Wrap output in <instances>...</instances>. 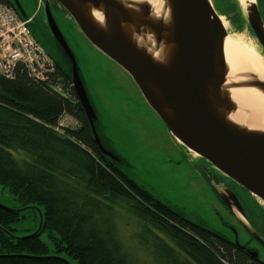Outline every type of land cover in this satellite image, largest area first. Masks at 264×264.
<instances>
[{"label": "trees", "instance_id": "16d2710c", "mask_svg": "<svg viewBox=\"0 0 264 264\" xmlns=\"http://www.w3.org/2000/svg\"><path fill=\"white\" fill-rule=\"evenodd\" d=\"M213 1L231 33L249 26L241 0ZM0 4L16 8L13 0ZM49 53L56 68L48 79L30 76L23 64L11 77L0 74V183L20 203L0 201V264H264L152 194L126 173L124 162L102 153L71 68ZM66 115L75 126L61 123ZM100 127L106 128L99 117L101 135ZM247 210L252 223L264 218L262 212L252 217V206ZM31 218L38 224L23 227Z\"/></svg>", "mask_w": 264, "mask_h": 264}, {"label": "water", "instance_id": "95a60500", "mask_svg": "<svg viewBox=\"0 0 264 264\" xmlns=\"http://www.w3.org/2000/svg\"><path fill=\"white\" fill-rule=\"evenodd\" d=\"M57 2L97 49L131 74L180 147L207 160L264 203V111L247 108L241 94L226 81L264 86V61L247 54L213 55L208 51V35L221 29L226 19L213 0ZM14 3L26 18L19 0ZM47 9L52 17L49 6ZM247 14L264 48V22L257 0ZM52 29L72 62L73 85L96 145L114 161L123 162L98 132L99 116L78 60L55 20ZM218 193L227 206L244 217L246 230L264 246V238L251 223L238 195L230 188H221ZM40 213L42 222L44 215ZM236 242L240 245L237 235ZM248 250L253 258H260L259 250Z\"/></svg>", "mask_w": 264, "mask_h": 264}, {"label": "rangeland", "instance_id": "374dc122", "mask_svg": "<svg viewBox=\"0 0 264 264\" xmlns=\"http://www.w3.org/2000/svg\"><path fill=\"white\" fill-rule=\"evenodd\" d=\"M23 2L30 14L38 8V0H23ZM42 9L46 13L45 7ZM59 16L61 26L73 42V51L81 68L88 94L107 128L100 127L104 143L122 158L126 173L155 196L185 211L192 219L205 222L234 241L237 235L240 245L248 246L251 236L241 224L245 222L244 217L239 221L231 213L225 202L220 199L215 189L218 187L215 182L209 183L203 178L200 170L198 171L183 153L171 137L164 121L146 102L131 74L97 49L78 29L75 30L77 24H73L70 14L67 18L62 14ZM227 24L226 22L225 26ZM247 28L252 29L251 32L254 33L251 25ZM250 35L247 30L244 34H240L241 48L238 54L246 55L244 48L252 47L257 58L262 59L257 43ZM59 56L67 67V58L61 53ZM61 123L75 126L76 120L66 115ZM251 200L254 202L252 217L255 213L264 212V206L259 199L251 197ZM0 201L11 207L20 205L10 188L2 183H0ZM40 212L38 229L41 225ZM37 224L38 222L31 218L22 226L31 228ZM253 224L264 236V218L254 220ZM130 228L138 234H143L140 227ZM42 238L53 247L52 240L48 238L46 232L42 234ZM253 243L260 246V258L264 260V247L256 241Z\"/></svg>", "mask_w": 264, "mask_h": 264}, {"label": "flooded vegetation", "instance_id": "af4514ba", "mask_svg": "<svg viewBox=\"0 0 264 264\" xmlns=\"http://www.w3.org/2000/svg\"><path fill=\"white\" fill-rule=\"evenodd\" d=\"M13 2H15V0H13ZM19 2H20L21 8L24 10V12L26 14V18L29 19V24H30L31 30L35 34L36 38L44 45V47L47 50H49L51 53H53L55 55V57L58 58V60L60 62H62V61H61V58L59 56V53L64 55L67 58V63H68V66L66 67L64 65V67L67 70H69L71 68V72H72V62L69 59L66 52L64 51L61 44L59 43V41L57 40V38L53 32V29H52V22H53V20H55L56 23L58 24V26L61 28V30H62L67 42L69 43L70 47L73 49V42H72L70 36L67 35V33L65 32V30L63 29V27L61 26V24L59 22V20L61 19L59 14H62L63 17L67 18L69 16V13L67 11H65L56 2V0H38V8L33 14L29 13V10L24 5L23 0H19ZM14 4L16 5V3H14ZM257 4H258V8H259L262 20L264 22V1L263 0H257ZM48 6L51 9L52 17H50V15H49V12L47 9ZM16 7L18 10L16 8L15 9L19 12V8L17 5H16ZM43 7H45L46 13L43 12V9H42ZM236 8L237 7L233 8V9H235L234 11L238 12V9H236ZM230 11L231 10H229L228 12L230 13ZM20 15H21V13H20ZM72 21H73V24H76L73 19H72ZM227 22L231 25L230 20H228ZM76 27H75V30L78 29V31L82 33V31L79 29V27L77 25H76ZM245 30H247L251 34L250 37L253 36V40L256 43V40L254 38V33L252 34L251 30L248 28H245L244 30H241L238 33H234V34H244ZM257 47H258L259 51L261 52L262 57H263L262 60L264 61V49L259 47L258 44H257ZM72 80H73V72H72ZM96 110H97V108H96ZM96 112L99 113L98 111H96ZM98 116L100 117L99 114H98ZM180 148L183 151V153L188 157V159H190L193 162V164L195 165V167L197 168L198 171H199V168L201 166H204V167L207 166V167L203 168L202 170H200L199 172L201 173L202 177L205 178L209 183L215 182V185L219 187V188L215 187L217 192L220 191L221 188H231L238 195V198L240 199V201L243 202L244 207L246 208V212L248 213L247 209H249L250 206L254 205V202L251 200V197L258 199L257 197L253 196L250 192H248L246 189H244L240 184H238L237 182H235L234 180H232L231 178H229L228 176L223 174L221 171H219L215 166H213L207 160H205L199 156H196L194 153H192L187 148H183V147H180ZM219 197H220V194H219ZM220 199L223 202V199L221 197H220ZM261 203L264 206V203L262 201H261ZM224 204L226 205V203H224ZM227 207L231 211V213H233L234 216L238 218L239 221H240L239 218H243L241 216V214L235 208L233 209V208H230L229 206H227ZM262 213H264V212H262ZM248 216H249V214H248ZM250 221H251V219H250ZM251 223H252V221H251ZM241 224L243 225V223H241ZM253 226L255 227L254 224H253ZM243 227H244V225H243ZM245 230H246V228H245ZM250 236H251V234H250ZM262 237L264 238L263 235H262ZM254 241L259 243L255 238H253L251 236V239L249 240V245L247 247L259 250L260 246L254 245V243H253ZM261 246H263V245H261Z\"/></svg>", "mask_w": 264, "mask_h": 264}, {"label": "built area", "instance_id": "2783aa9c", "mask_svg": "<svg viewBox=\"0 0 264 264\" xmlns=\"http://www.w3.org/2000/svg\"><path fill=\"white\" fill-rule=\"evenodd\" d=\"M23 64L30 76L45 80L56 61L31 30L29 19L11 6L0 4V74L11 77Z\"/></svg>", "mask_w": 264, "mask_h": 264}, {"label": "bare ground", "instance_id": "6f19581e", "mask_svg": "<svg viewBox=\"0 0 264 264\" xmlns=\"http://www.w3.org/2000/svg\"><path fill=\"white\" fill-rule=\"evenodd\" d=\"M254 2L255 0L241 1L243 5V9L246 10L245 11L246 13L251 9L252 4ZM247 20L249 23L248 14H247ZM226 22L227 20H224L223 27L221 29L217 28L212 32H210V34L208 35L207 49L213 55L232 54V53L238 54L240 52V48H241V45L239 43L240 34L237 36L236 34L231 33L229 31L230 24L227 22L228 26L227 25L225 26ZM256 43L259 45V47H262L258 39L256 40ZM244 49L246 50L245 54L254 58L256 57V54L252 50V47H247ZM226 81L229 84H231L234 88H236L239 94H241L247 108L260 109L264 111V86L244 85V84L236 83L231 79Z\"/></svg>", "mask_w": 264, "mask_h": 264}]
</instances>
